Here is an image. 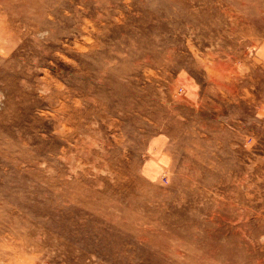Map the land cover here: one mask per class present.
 <instances>
[{"label":"rangeland","instance_id":"374dc122","mask_svg":"<svg viewBox=\"0 0 264 264\" xmlns=\"http://www.w3.org/2000/svg\"><path fill=\"white\" fill-rule=\"evenodd\" d=\"M0 15V264H264V0Z\"/></svg>","mask_w":264,"mask_h":264},{"label":"bare ground","instance_id":"6f19581e","mask_svg":"<svg viewBox=\"0 0 264 264\" xmlns=\"http://www.w3.org/2000/svg\"><path fill=\"white\" fill-rule=\"evenodd\" d=\"M181 2L182 0H171V3L176 7V8H180L181 7ZM178 11L180 12V10L178 9ZM192 18V17H191ZM10 24L6 21L5 17H2L0 15V41L1 39L4 37V34L6 33V31L9 29ZM9 34V33H8ZM7 35V34H6ZM5 35V36H6ZM10 35V34H9ZM7 38V37H6ZM213 58V57H212ZM42 263H48L49 262H40L37 264H42Z\"/></svg>","mask_w":264,"mask_h":264},{"label":"built area","instance_id":"2783aa9c","mask_svg":"<svg viewBox=\"0 0 264 264\" xmlns=\"http://www.w3.org/2000/svg\"><path fill=\"white\" fill-rule=\"evenodd\" d=\"M42 264H48V263H42ZM59 264H64V263H59Z\"/></svg>","mask_w":264,"mask_h":264}]
</instances>
